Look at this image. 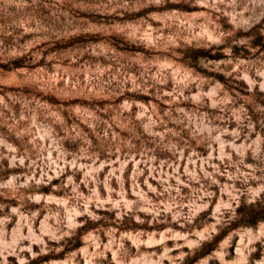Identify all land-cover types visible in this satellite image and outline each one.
Here are the masks:
<instances>
[{
    "label": "rangeland",
    "instance_id": "374dc122",
    "mask_svg": "<svg viewBox=\"0 0 264 264\" xmlns=\"http://www.w3.org/2000/svg\"><path fill=\"white\" fill-rule=\"evenodd\" d=\"M0 264H264V0H0Z\"/></svg>",
    "mask_w": 264,
    "mask_h": 264
}]
</instances>
